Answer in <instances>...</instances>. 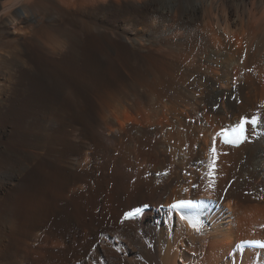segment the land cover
I'll use <instances>...</instances> for the list:
<instances>
[{
    "label": "bare ground",
    "instance_id": "1",
    "mask_svg": "<svg viewBox=\"0 0 264 264\" xmlns=\"http://www.w3.org/2000/svg\"><path fill=\"white\" fill-rule=\"evenodd\" d=\"M179 199L214 203L200 231ZM256 239L264 0H0V264H264Z\"/></svg>",
    "mask_w": 264,
    "mask_h": 264
},
{
    "label": "snow or ice",
    "instance_id": "2",
    "mask_svg": "<svg viewBox=\"0 0 264 264\" xmlns=\"http://www.w3.org/2000/svg\"><path fill=\"white\" fill-rule=\"evenodd\" d=\"M259 124V117L258 116H253L251 118H248V117H242L241 120H240V123L237 125V127L235 129H233V132L236 133L235 136H226L225 137V140L224 142L226 144H233V145H238L240 143H243L245 141V139L247 138L246 137V128L248 125H258ZM212 151V165H213V168H215L216 166V163H217V151H216V148L213 147L211 149ZM189 204L187 202H179V203H176V204H172L170 205V207L172 209H182V208H185V207H188ZM141 210L138 208L135 210V212H131V213H126L125 216H131V215H137L139 214ZM181 220H184L185 219V216H181L180 217ZM190 226L194 227L197 231H200V227L195 224V223H192Z\"/></svg>",
    "mask_w": 264,
    "mask_h": 264
},
{
    "label": "rangeland",
    "instance_id": "3",
    "mask_svg": "<svg viewBox=\"0 0 264 264\" xmlns=\"http://www.w3.org/2000/svg\"><path fill=\"white\" fill-rule=\"evenodd\" d=\"M77 264H81V262L77 263Z\"/></svg>",
    "mask_w": 264,
    "mask_h": 264
}]
</instances>
